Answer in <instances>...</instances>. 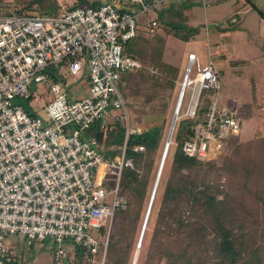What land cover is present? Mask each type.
<instances>
[{"label":"built area","instance_id":"obj_1","mask_svg":"<svg viewBox=\"0 0 264 264\" xmlns=\"http://www.w3.org/2000/svg\"><path fill=\"white\" fill-rule=\"evenodd\" d=\"M167 1L109 0L95 7L65 8L57 15H0V264L9 259L8 236L26 249L50 241L53 264L104 263L113 210L125 208L117 192L122 153L128 137L140 131L119 92L123 77L140 64L122 47L134 38L139 16H148L145 30L155 28L149 15ZM186 62L185 85L178 90L173 113L176 120L195 123L180 150L186 158L207 161L239 133L241 123L231 109L216 108L218 73L212 62L200 67L193 53ZM49 68L64 80L78 77L85 68L86 96L74 98L64 84L52 82ZM38 84L49 95L44 116L30 115L15 103L33 99L30 88ZM186 89L188 102L179 114ZM202 92L210 94L211 103L198 119ZM97 122L102 133L108 123L123 129L117 166L102 162L99 142L85 135ZM124 165L132 167L129 161ZM139 247L140 239L129 264H137Z\"/></svg>","mask_w":264,"mask_h":264},{"label":"trees","instance_id":"obj_2","mask_svg":"<svg viewBox=\"0 0 264 264\" xmlns=\"http://www.w3.org/2000/svg\"><path fill=\"white\" fill-rule=\"evenodd\" d=\"M49 1L51 0H12L0 5V8L8 10L0 15L39 13L38 6L42 7ZM97 5H99L97 1L88 3L85 0H75L67 9ZM176 15L158 13L154 18L155 28L150 31L137 30L134 38L122 47L123 53L135 59L140 68L128 72L123 77L119 92L125 106L128 95L132 94L131 97L141 100L142 106L139 111L141 117L152 116L165 110L178 75V68L163 61L164 35L170 34L178 39H184L189 33L194 32L180 24L181 17ZM181 30L187 31L185 36L179 33ZM149 69L154 72L150 74ZM47 72L52 82L64 84V79L57 76L55 69L49 68ZM204 97L205 93L202 92L200 100ZM30 100L31 98L27 97L15 103L26 113L36 115L28 105ZM201 113L204 115L206 109L202 110L198 106L196 110L198 119H201ZM152 120L154 123L147 127H141V123L135 124L140 128L139 133L129 136L125 143L123 163L117 182V192L124 198L125 208L113 210L103 264H129L133 248L131 238L146 195L148 173L164 132V122L160 115ZM194 123L189 119H180L173 139L175 146L170 153L168 148L166 158L169 159L170 177L165 182L143 264H264L262 247L254 250L250 258L244 256L247 233L237 217L239 211L247 206L245 200L240 198L244 196L239 194L238 197L235 192L234 196L231 191L225 192L211 185L214 174L219 168L224 169V165H227L226 162L218 167L219 157L224 155L226 148L235 145L237 137L231 136L224 143V149L207 161L186 158L182 155L180 147L184 141L192 137ZM99 124L100 122L93 124L85 135L94 137L104 148L101 150L102 162L117 166L121 156L123 129L119 124L108 123L105 132L102 133L99 131ZM249 145L247 150L250 149ZM137 146L142 147L143 151H134L133 148ZM125 161H129L132 167L125 166ZM228 167L230 175L223 173L231 178L228 189H234V176L240 171L244 180L239 188L241 193L247 189V181L262 175L252 182L258 184L257 181L264 175V164L248 158L232 161ZM110 170L109 168L108 171ZM109 177L113 180L112 175ZM261 194V189L254 186L252 201L258 204L264 217V199L261 198ZM7 256L9 259L6 264H21L18 257L10 251Z\"/></svg>","mask_w":264,"mask_h":264},{"label":"rangeland","instance_id":"obj_3","mask_svg":"<svg viewBox=\"0 0 264 264\" xmlns=\"http://www.w3.org/2000/svg\"><path fill=\"white\" fill-rule=\"evenodd\" d=\"M10 1L12 0H0V5ZM74 1L75 0H51L42 7L38 6L37 12L57 15L62 9L71 6ZM86 1L89 3L96 0ZM215 4L217 3H214V1L208 4V6H203L198 1L194 4V22L191 23V25L195 26L197 29L193 33H189V36L185 37L186 39H178L173 35L169 34L165 36L163 34L165 39L162 56L163 61L178 68V75L174 83V88L167 101L165 110L161 113L153 114L152 116L150 115L147 117V115H142L141 117L139 113L142 106L141 100L137 97H131V94L130 96L128 95L125 101L126 110L134 125L141 123V127L150 126L154 123L152 119H155L157 115H160L161 120L164 122L163 137L148 173L146 195L141 204L135 232L131 238V247L133 248L136 241L139 239L149 195L153 183L155 182L161 149L166 141L167 129H169L168 126L172 120L171 118L180 88L181 78L187 65L186 56L191 52L196 56L197 64L200 67L209 60L212 62L214 69L218 72L217 110L221 108H230L240 119L241 123L240 131L236 135L237 141L235 145L226 148L224 155L219 157L217 162L218 167L226 162L227 165H224V169L219 168L218 172L214 174V179H211V185L225 192L231 191L234 196L235 193L238 194V197L239 194L244 196L240 198L245 200L247 206H244L237 214L239 222H242L244 231L247 233L245 241L246 246L243 250L244 256L250 258L254 250L260 247L264 248V217L259 210L258 204L252 201L254 186H258V188L261 189V198L264 199V175L257 181L258 184H253L252 182L262 175H258L257 178L247 181V189L243 191L244 193H241L239 190L241 183H244L240 171L234 176L235 187L232 190L228 189V186L231 184V178L224 175H230V171H228L229 163L240 158H248L254 160L256 163L260 162V164H264V20L258 19L255 14L252 13L240 16L241 19L235 21V24L234 21L224 20V12ZM216 8L218 9L215 10ZM7 11V9L0 8L1 14H5ZM147 19L148 16L146 15L139 17L142 24H145ZM179 33L185 36L187 31L181 30ZM234 50H236V52ZM217 53H220L222 56L226 55V58L218 56ZM233 56L237 57V60L246 59L248 62L246 64H241L239 62L235 63L234 60L236 59L233 58ZM153 72L154 71L149 69L150 74ZM194 72L195 66H192L189 74L190 78L193 77ZM123 80L124 79H122V81ZM64 86L66 91L74 98L86 96L87 86L85 68H83L78 77H65ZM30 90L34 94L33 99L28 103L29 107L37 115L44 116L42 106L49 98V95L45 92V86L38 84L32 86ZM207 95L208 97H204V99L199 102V107L202 110L207 109L208 105L211 103V99L209 98L210 94L208 93ZM188 97L189 90L186 89L180 104L179 114L185 111ZM203 116L204 115L201 113L200 117L202 118ZM141 119L143 121H141ZM179 120L180 119L175 121L168 153H170L175 146L173 139L176 134ZM105 121H107V118ZM248 144H250L249 150H247ZM102 148L101 145L100 149L102 150ZM101 171L102 167H100L99 176H101ZM140 172L138 171V173ZM169 177V159L166 158L154 194L146 228L138 249L137 264L144 263L153 227L156 222L157 210L161 203L165 182ZM107 178L109 188L112 185V180L110 177ZM102 179L103 178H101V180ZM5 245L9 247L10 252H12L11 254L18 256L21 264H53L52 250L54 245L48 240L35 242L31 247L26 249L16 237L8 236L5 240ZM98 257L99 252L94 258L98 259Z\"/></svg>","mask_w":264,"mask_h":264},{"label":"crops","instance_id":"obj_4","mask_svg":"<svg viewBox=\"0 0 264 264\" xmlns=\"http://www.w3.org/2000/svg\"><path fill=\"white\" fill-rule=\"evenodd\" d=\"M96 1L99 4H101L103 2H108L109 0H100V1L96 0ZM197 1L201 4L200 0H168L159 8L155 9L152 12V14L149 15V18L154 19L158 13H162L164 15L176 13L178 16L181 17L179 20L180 24H182L187 29L195 31L197 28L195 26H192L191 23L194 22L193 6ZM206 1L207 2H205L203 6H208V4L213 3V1L214 3L216 2L217 4L215 5H218L219 9H222V11L224 12L225 16L223 19L226 21L235 22L241 19L240 16H244L252 13L255 14V16L258 19L264 20V0H206ZM217 9L218 8H216L215 10ZM139 17H138V30L145 31V25L142 24V22L139 20ZM234 51L236 52V50ZM220 53L219 54L217 53L218 56L222 58H226V55L222 56ZM233 58L236 59L234 60L235 63L239 62L241 64H246L248 62L246 59L237 60V57L235 56H233Z\"/></svg>","mask_w":264,"mask_h":264},{"label":"water","instance_id":"obj_5","mask_svg":"<svg viewBox=\"0 0 264 264\" xmlns=\"http://www.w3.org/2000/svg\"><path fill=\"white\" fill-rule=\"evenodd\" d=\"M173 116H174V113L172 114V117ZM168 128H169V126H168ZM167 131H168V129H167ZM167 145H168V142H164V144L162 146L160 157H159V162H158V167H157V171H156V178L158 177L159 172L161 170V166H162V163H163V159L165 157ZM155 185H156V181L153 183V186L151 188V192H150V195H149L146 211H145L144 218H143V223L141 225L140 235L143 233V230L145 228V223H146L148 215H149V211H150V207H151V204H152L153 196L155 194ZM140 235H139V239H140Z\"/></svg>","mask_w":264,"mask_h":264},{"label":"bare ground","instance_id":"obj_6","mask_svg":"<svg viewBox=\"0 0 264 264\" xmlns=\"http://www.w3.org/2000/svg\"><path fill=\"white\" fill-rule=\"evenodd\" d=\"M185 79V78H184ZM182 87L185 85V80H181V83H180V87ZM175 121L176 120V115H174L172 117V120H171V123L169 125V129H168V132H167V137H166V141L165 142H168V145H167V149H166V153H165V157L163 159V163H162V166H161V170L159 172V175L157 178H155V181H156V185H155V191L157 189V186H158V183H159V179H160V175H161V172H162V168H163V165H164V161H165V158H166V154H167V151H168V148H169V145H170V141H171V135H172V131H173V127H174V124H175ZM147 223V221H146ZM146 223H145V228H146ZM145 228L143 230V233L140 235V243H141V240H142V237H143V234H144V231H145Z\"/></svg>","mask_w":264,"mask_h":264}]
</instances>
